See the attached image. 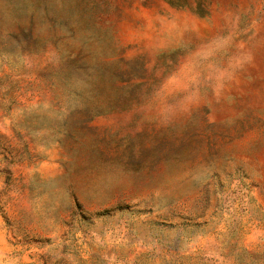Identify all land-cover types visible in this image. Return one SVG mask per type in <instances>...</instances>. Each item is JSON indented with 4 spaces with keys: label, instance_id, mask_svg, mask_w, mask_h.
<instances>
[{
    "label": "rangeland",
    "instance_id": "obj_1",
    "mask_svg": "<svg viewBox=\"0 0 264 264\" xmlns=\"http://www.w3.org/2000/svg\"><path fill=\"white\" fill-rule=\"evenodd\" d=\"M0 264H264V0H0Z\"/></svg>",
    "mask_w": 264,
    "mask_h": 264
}]
</instances>
